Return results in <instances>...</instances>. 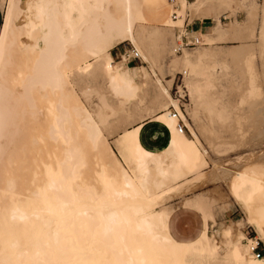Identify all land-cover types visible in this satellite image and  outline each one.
<instances>
[{
	"label": "bare ground",
	"instance_id": "6f19581e",
	"mask_svg": "<svg viewBox=\"0 0 264 264\" xmlns=\"http://www.w3.org/2000/svg\"><path fill=\"white\" fill-rule=\"evenodd\" d=\"M26 9L24 15L15 2L8 6L0 28V170L10 164L28 170L27 187L19 192L13 190L11 171L0 172V186L8 184L0 189L11 203L8 220L20 232L27 231L24 241L0 240V264H264V256L255 257L241 241V230L221 228L225 240L219 244L207 232L208 222H214L209 211L199 210L203 229L195 239L178 242L171 236L165 200L172 192L182 193L190 180L173 182L180 172L204 167L205 160L194 140L179 130L169 106L181 119L185 115L152 68L153 78L137 65L144 80L156 86V96L164 98L147 120L165 129L164 142L154 147L142 143L144 121L122 129L116 147L126 169L103 132L111 116L124 111L130 117L143 101L133 67L114 61L110 48L127 40L141 62L148 63L135 26L140 16L154 17L156 26L167 25L157 20L169 10L166 0H33ZM183 60L194 67L188 56ZM75 78H101L110 96L123 101L118 108L105 105L103 113L93 116L76 99ZM189 86L191 93L204 92L196 82ZM126 102L133 107L124 109ZM37 109L42 110L40 120ZM21 134L27 141L17 150V159L10 147ZM26 157L32 159L28 166L23 164ZM262 164L231 179L227 188L264 242ZM157 203L162 208L151 210ZM220 246L225 250L221 259Z\"/></svg>",
	"mask_w": 264,
	"mask_h": 264
},
{
	"label": "rangeland",
	"instance_id": "374dc122",
	"mask_svg": "<svg viewBox=\"0 0 264 264\" xmlns=\"http://www.w3.org/2000/svg\"><path fill=\"white\" fill-rule=\"evenodd\" d=\"M29 1L33 0H2L1 6L5 14L8 6L15 2L25 15L28 12L26 8ZM166 2L169 10L157 20L164 21L167 25L156 26L154 17L140 16L135 26L136 38L144 47L149 59L148 63L141 62L139 56L128 55L130 49L135 47L127 40L110 48L114 61L123 66L133 67L131 75L139 83V92L143 101L130 117H127L124 111L118 112L119 116L118 113L111 116L109 121L111 124L103 132L116 159L126 169L127 166L116 147V140L122 129L131 128L144 121L140 130L142 143L154 147L164 142L165 129L158 122L147 121L158 112L160 99L164 102V98L159 97V99L156 96V86L151 80H144L142 71L137 65H143L152 78L153 69L163 84L169 86L172 97L177 100L185 115V120L182 119L185 125L183 131L201 149L205 160L204 167L188 174L180 172V179L173 182L178 184L190 180L184 186L182 193L172 192L165 200L164 204L170 209L168 218L170 231L178 239L194 238L202 228L201 218L194 209L209 211L213 214L214 222H210L207 232L213 233L219 244L225 240L221 237V228L231 226L233 231L243 232L245 238H241V241L248 246L256 237L259 241L257 250L261 256H264V242L259 238L256 228L250 225L244 210L227 188L231 179L242 175L245 171L252 172L256 168L259 169L262 164L260 162L263 161L261 159H264L262 157L264 156V0H171V5L168 0ZM170 10L175 12V18L170 17ZM20 18L18 24L26 19L25 16L24 20ZM200 19L204 20L201 22L203 26L201 28L197 24ZM185 22H187V33L199 35L202 42L189 44L174 52L172 46L176 28L184 25ZM200 54H205V57L203 56L202 62H197L196 59ZM248 55L251 59L247 60ZM186 56L194 64L193 68L184 63L186 60H183V57L186 59ZM245 59L251 68L245 65ZM202 70L203 73H196ZM189 82L203 85L204 92L191 93ZM73 89L76 99L81 105L84 104V108L93 116L103 113L105 105L118 108L119 103L123 101L121 97L110 96L101 78L85 81L75 78ZM133 105L126 102L124 109L128 110ZM171 108L173 107L169 106V109ZM36 113L37 119L40 120L42 110L37 109ZM20 137L19 141L9 146L12 150L11 157L17 159H20L18 158L20 156L16 155L17 150L27 141L26 134H21ZM255 158H261L260 162L259 160L255 162ZM31 163L30 157L23 160L24 165L28 166ZM5 168L11 171L12 184L15 185L13 190L19 192L27 187L25 180L27 168L22 167L17 170L10 164L2 167L0 172ZM198 172L203 173L201 178L193 179ZM7 185L3 184L0 189L6 188ZM14 197L19 198V196ZM161 204L157 203L151 210H160ZM10 206V201L2 193L0 240L21 237L24 241L26 236L22 234L26 235L27 231L20 232L8 220L7 212ZM247 239L250 241L248 242ZM224 253L225 250L220 246L218 258L221 259Z\"/></svg>",
	"mask_w": 264,
	"mask_h": 264
},
{
	"label": "built area",
	"instance_id": "2783aa9c",
	"mask_svg": "<svg viewBox=\"0 0 264 264\" xmlns=\"http://www.w3.org/2000/svg\"><path fill=\"white\" fill-rule=\"evenodd\" d=\"M186 1H189V0H186ZM169 14H170L171 18H175V16H176V14L173 10H170ZM186 27H187V22H185L184 25L179 26V28H176L177 31H176V35L174 37L175 41H174V44L172 46V51H174V52L179 51L189 44H195V43H201L202 42L201 37L199 35L188 34ZM128 55L131 57H138L139 56V54L135 48H131ZM169 110H170L172 116H175V118L177 119V126H178L179 130L183 131L185 125H184L182 119L179 117V114L176 111V109L171 108ZM253 239L254 240L250 244L249 249L255 257H258V256H260V252H259V250H257L259 241L256 237H254Z\"/></svg>",
	"mask_w": 264,
	"mask_h": 264
},
{
	"label": "crops",
	"instance_id": "0c3cea01",
	"mask_svg": "<svg viewBox=\"0 0 264 264\" xmlns=\"http://www.w3.org/2000/svg\"><path fill=\"white\" fill-rule=\"evenodd\" d=\"M1 1H2V0H0V28H1L2 24H3V18H4V10H3L2 6H1ZM168 1H169V4L171 5V4H172V3H171V0H168ZM201 22H204V20L200 19V20H199V23L197 22V24H199V25H198L199 28L203 27V26L201 25ZM195 23H196V22H195ZM193 209H194V208H193ZM194 210L199 214V216H200V218H201L202 228H201L200 232H199L194 238H192V239H187V240H186V239H178V238H176V237L172 234V232H171L170 229H169V225H168L169 232H170L171 236H172L174 239H176V241H178V242H188V241H191V240L195 239V238L201 233V231H202V229H203V220H202V216H201V213H200L199 210H197V209H194ZM209 224H210V222H208V225H209Z\"/></svg>",
	"mask_w": 264,
	"mask_h": 264
}]
</instances>
